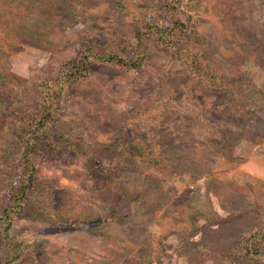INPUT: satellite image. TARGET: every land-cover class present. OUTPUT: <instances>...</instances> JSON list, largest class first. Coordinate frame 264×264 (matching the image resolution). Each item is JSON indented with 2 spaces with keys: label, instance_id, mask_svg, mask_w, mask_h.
I'll return each instance as SVG.
<instances>
[{
  "label": "rangeland",
  "instance_id": "1",
  "mask_svg": "<svg viewBox=\"0 0 264 264\" xmlns=\"http://www.w3.org/2000/svg\"><path fill=\"white\" fill-rule=\"evenodd\" d=\"M4 1L0 27L13 38L0 28L11 83L0 113L25 120L0 114V210L20 126L78 44L126 56L149 19L172 22L170 0ZM189 8L174 16L189 26L184 47L153 35L138 66L94 65L63 92L57 145L35 155L11 229L25 241L11 264H232L243 233L264 229V0Z\"/></svg>",
  "mask_w": 264,
  "mask_h": 264
},
{
  "label": "trees",
  "instance_id": "2",
  "mask_svg": "<svg viewBox=\"0 0 264 264\" xmlns=\"http://www.w3.org/2000/svg\"><path fill=\"white\" fill-rule=\"evenodd\" d=\"M195 1L170 0L167 6L171 11L172 22L170 24H164L159 19H149L146 24L148 38L146 33L141 34L136 40L137 44L135 43L133 45L132 51L126 56L117 53L97 51L89 43L78 44L76 55L64 65L60 76L54 80H47L41 85L37 107L38 112L30 121L27 122L26 120L25 124L20 126V147L22 151L16 158V173L11 175L13 178L8 187L7 203L0 210V235L5 246L8 248L7 258L1 260L0 264H11L23 256L25 241L13 237L11 229L16 218L21 215L25 206V199L34 185V175L36 173L35 155L40 151L49 152L53 146L57 145L54 131L55 126L53 123L57 105L62 98L63 92L74 87L80 79L85 78L94 65L128 68L138 66L142 56L148 50V42L153 35H156L160 42L168 47H184L182 41L185 36H188L187 29L189 26L182 21L175 20L174 16L184 14V8L190 7L188 9L190 11ZM0 2L7 3L4 0ZM19 2L20 5L24 3L22 1ZM43 16L50 18L48 14ZM189 20L192 23L193 17H189ZM0 28L7 33V38H13V31L8 26L4 25ZM3 53V50L0 49V55H3ZM2 68L4 67L0 65V87L7 90L8 85L11 83H9L5 72H2ZM7 110L9 111H2L0 113L4 114L5 122L11 123L25 120L24 116L19 115L17 109ZM243 235L245 237L239 242L236 249H234L237 253L236 256L231 257L232 264H238L240 259H244L245 261L249 259L255 261V264H264V229H252L251 231L244 232ZM238 250L244 254L241 253L242 256L239 255L238 253L240 252ZM239 256L241 257L240 259Z\"/></svg>",
  "mask_w": 264,
  "mask_h": 264
}]
</instances>
